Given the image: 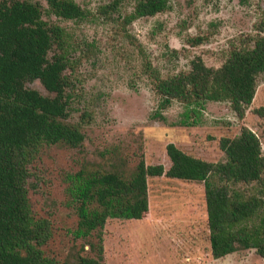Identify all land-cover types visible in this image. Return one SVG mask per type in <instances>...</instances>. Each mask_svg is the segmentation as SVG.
<instances>
[{
    "label": "rangeland",
    "instance_id": "374dc122",
    "mask_svg": "<svg viewBox=\"0 0 264 264\" xmlns=\"http://www.w3.org/2000/svg\"><path fill=\"white\" fill-rule=\"evenodd\" d=\"M37 1L47 5V0ZM75 1L95 14L64 22L78 45L76 56H84L91 45L97 56L85 59L76 73L69 120L80 121L86 107L95 114L84 125L81 146L46 144L31 165L33 212L53 223L46 253L61 260L95 256L98 251L90 244L100 240L107 264H264L255 249L213 256L204 181L151 177L146 218H110L91 232L83 224L84 214L101 209L91 196L94 189L88 188L97 170L120 169L130 176L141 159L169 168L171 142L197 157L220 161L226 157L221 138L237 135L244 124L261 136L264 148V119L253 112L264 105V74L241 120L228 102L186 106L174 100L164 105L143 69L148 59L163 74L176 73L189 69L196 56L220 66L231 43L264 27V0H171L167 11L130 25L129 38L119 34L115 18L131 9L130 1L114 19L99 14L112 0ZM191 36L204 41L191 45ZM31 86L47 92L38 81Z\"/></svg>",
    "mask_w": 264,
    "mask_h": 264
},
{
    "label": "trees",
    "instance_id": "16d2710c",
    "mask_svg": "<svg viewBox=\"0 0 264 264\" xmlns=\"http://www.w3.org/2000/svg\"><path fill=\"white\" fill-rule=\"evenodd\" d=\"M119 34L137 19L167 11L171 0H112L99 14L114 19ZM75 0H0V264H107L103 243L90 244L96 255L61 260L44 247L53 236L49 218L36 217L30 199L31 165L46 144L84 143V125L95 111L86 107L81 120H69L76 73L85 59L97 56L94 45L76 56L78 45L64 22L94 16ZM200 36L188 42L199 45ZM140 51V44H136ZM144 73L164 105L174 100L186 106L208 101L228 102L243 120L252 106L260 74H264V27L231 43L220 66L201 56L189 69L163 74L148 59ZM40 82L47 92L31 86ZM264 119V105L253 108ZM262 136L264 137V131ZM225 159L209 161L175 143L167 145L171 165L147 164L141 159L126 176L120 169L97 170L88 180L100 210L86 213L83 224L92 231L110 218L142 220L150 211L149 179L166 176L204 181L211 251L222 258L241 249H255L264 258V148L261 136L246 124L235 136L222 137ZM87 193V190L86 192ZM97 245V246H96Z\"/></svg>",
    "mask_w": 264,
    "mask_h": 264
}]
</instances>
